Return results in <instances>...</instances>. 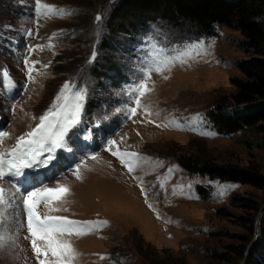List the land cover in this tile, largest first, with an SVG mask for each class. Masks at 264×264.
<instances>
[{"label":"rangeland","instance_id":"rangeland-1","mask_svg":"<svg viewBox=\"0 0 264 264\" xmlns=\"http://www.w3.org/2000/svg\"><path fill=\"white\" fill-rule=\"evenodd\" d=\"M121 1L42 0L72 14L37 16L35 0H0V65L10 74L0 83V130L9 133L0 150L31 131L65 82H71L86 89L82 119L70 134L71 151L56 154L59 163L52 168L54 175L67 171L47 185H66L70 192L51 205L41 204L39 211L109 222L87 235L67 237L79 253L74 264H229L215 252H229L242 236L251 240L240 264L264 260V189L191 174L177 162L197 157L217 166L258 167L264 175V138L257 129L222 134L210 117L223 103H232L237 88L231 79L243 77L236 67L247 57L241 32L220 26L205 32L162 16L133 28L137 23L119 13ZM197 42L207 48L194 50L187 63L163 74L152 72V91L131 115L128 107L136 105L128 93L144 77L143 70ZM87 130L94 145L80 153L79 136ZM102 135L108 137L98 138ZM109 139L116 141L112 151ZM117 147L151 159L129 172L112 154ZM81 161L77 177L74 166ZM225 184L237 187L221 195ZM242 199L257 202V212L247 210ZM28 235L20 230L17 247L0 252V264H38Z\"/></svg>","mask_w":264,"mask_h":264},{"label":"snow or ice","instance_id":"snow-or-ice-1","mask_svg":"<svg viewBox=\"0 0 264 264\" xmlns=\"http://www.w3.org/2000/svg\"><path fill=\"white\" fill-rule=\"evenodd\" d=\"M35 5L37 16L72 14L70 10L42 3V0H35ZM96 20L102 21L103 17L97 15ZM32 34L31 31L28 33L29 36ZM206 48L205 42H197L176 55H164L158 58L152 66L144 69V77L139 79L128 93L130 97H134L136 105L128 107L129 113L135 115L141 103L140 98L152 91L148 81L153 71L163 74L176 63H187L186 57L191 56L194 50ZM95 58L96 54L93 53L92 59L95 60ZM24 62L29 63L27 58ZM0 69H3L0 73V83L4 82L3 78L10 80L8 70L3 65H0ZM32 71L33 68H29L30 79ZM8 86L14 85L8 83ZM86 95V89L77 88L71 82H65L53 103L39 116V123L31 131L18 137L13 147L0 150V252H8L16 248L18 233L26 228L29 235L25 239L30 237L31 248L36 254L38 264H74V259L79 253L67 237L84 236L109 223L107 220L80 221L67 216L42 215L39 211L41 204L51 205L53 201L61 200L70 192V188L66 185L25 186L29 176H34V169H46L57 159V150L68 148L71 151L70 134L81 122ZM12 111H15V107ZM117 111H123V109H117ZM145 111L149 112V109L146 108ZM177 126L182 127L179 123ZM204 134L215 135L214 132ZM8 136V132L0 130V145ZM106 144L108 150L112 151L111 146L116 145V141L109 139ZM112 154L120 158L129 172L135 171L142 162L151 159L136 152L121 151L118 147ZM96 156L97 154L94 153L91 158L95 159ZM82 163L83 161L74 166L77 177L80 176L79 170ZM169 172L171 173L172 169H169ZM235 187L237 186L231 184L221 185V195ZM142 191L147 197L146 190L142 188ZM149 207L151 208L152 205L149 204Z\"/></svg>","mask_w":264,"mask_h":264},{"label":"trees","instance_id":"trees-1","mask_svg":"<svg viewBox=\"0 0 264 264\" xmlns=\"http://www.w3.org/2000/svg\"><path fill=\"white\" fill-rule=\"evenodd\" d=\"M149 12L154 15L150 16ZM119 13L128 15L130 23H137L133 28L143 25L151 17L162 16L173 24L181 26L188 23L205 32L212 31L215 26L239 30L243 36L240 47L247 57L238 61L236 67L243 77L231 79L237 88L232 95V103H223L210 113V117L222 134L254 127L264 138V19L260 20L264 17V0H122ZM230 106L235 109L229 111ZM241 108L244 110L239 111ZM177 162L191 174L264 189V175L258 167L217 166L197 157L180 158ZM242 201L247 210L257 212L259 209L253 200ZM252 224L253 220L250 231ZM253 233L252 230L251 235ZM250 240V236H242L241 244L229 245L227 253L215 252V258L229 264H240ZM250 264H264V260L254 259Z\"/></svg>","mask_w":264,"mask_h":264}]
</instances>
